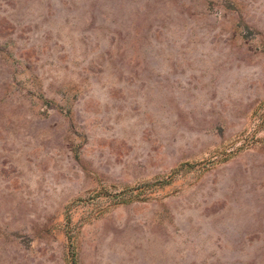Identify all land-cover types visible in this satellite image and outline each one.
<instances>
[{"label":"rangeland","instance_id":"374dc122","mask_svg":"<svg viewBox=\"0 0 264 264\" xmlns=\"http://www.w3.org/2000/svg\"><path fill=\"white\" fill-rule=\"evenodd\" d=\"M0 264H264V0H0Z\"/></svg>","mask_w":264,"mask_h":264},{"label":"trees","instance_id":"16d2710c","mask_svg":"<svg viewBox=\"0 0 264 264\" xmlns=\"http://www.w3.org/2000/svg\"><path fill=\"white\" fill-rule=\"evenodd\" d=\"M116 196H117V197H118V196L120 197L121 195H116ZM121 197H122V196H121Z\"/></svg>","mask_w":264,"mask_h":264}]
</instances>
